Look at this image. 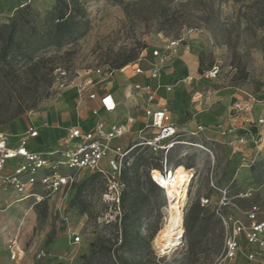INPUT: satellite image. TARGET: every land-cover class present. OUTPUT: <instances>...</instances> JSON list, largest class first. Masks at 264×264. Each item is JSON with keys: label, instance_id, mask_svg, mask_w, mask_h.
Instances as JSON below:
<instances>
[{"label": "rangeland", "instance_id": "374dc122", "mask_svg": "<svg viewBox=\"0 0 264 264\" xmlns=\"http://www.w3.org/2000/svg\"><path fill=\"white\" fill-rule=\"evenodd\" d=\"M58 1L70 3L79 15L78 37L60 50L45 48L39 39L29 41L35 25L37 33L46 31V14ZM29 6L24 14L26 27L18 31L23 55L11 49L9 65L0 63L6 82L0 85V116L10 117L40 100L50 80L46 74L54 65L52 96L14 121L26 124L42 116L45 124L57 128L60 121L49 120L46 113L66 91L74 90L61 88L66 81L62 73L66 72L67 80L97 68L117 74L128 67L125 71L132 73L139 61L148 69L156 60L154 51L160 50L165 57L163 73L179 58L197 67L192 79L158 83L157 91L172 112L177 102L170 95L177 83L187 80L191 106L198 107L204 100L208 109L202 107L197 115L183 107L173 117L183 130L194 131L198 125L206 130L187 138L194 146H180L169 157L172 165H183L191 175L184 196L185 237L180 246L163 252L157 245L169 218V205L167 195L152 183L149 172L160 167L161 156L137 149L122 177L118 206L106 180L87 171L62 169V175L73 181L50 194L40 186L20 190L12 183L13 172L1 173L0 264H254L247 260L251 248L244 234L231 261L225 259V239L236 221L250 225L248 213L254 206L260 210L259 219H264V146L255 164L243 168L239 156L225 145L231 139L224 135L212 138L224 130H216L219 125L205 120L210 110L225 116L226 104L231 117L237 102L245 107L244 123L264 114V0H33ZM16 15L17 10L3 16L0 25L11 26ZM171 42H177L176 50L168 53L166 46ZM37 46L42 48L29 57ZM1 48L0 44V52ZM129 60V65L116 69ZM214 69L218 72L215 77ZM132 80L139 82L141 76ZM168 86L172 91H165ZM146 103L142 97L135 102L134 110L141 112V117ZM73 114H77L76 107ZM73 118L68 111L63 112V127L70 128ZM147 123L142 119L135 130H142ZM10 124L0 126V134L7 138L13 135L9 134ZM16 125L18 130L19 122ZM54 128L40 129L41 136L30 140V146L38 150L56 146L62 130ZM245 154L256 155L250 148ZM8 166L15 169L17 164ZM223 192H227L228 205L220 207ZM207 198L211 203L204 206ZM222 216L230 219L227 224Z\"/></svg>", "mask_w": 264, "mask_h": 264}, {"label": "built area", "instance_id": "2783aa9c", "mask_svg": "<svg viewBox=\"0 0 264 264\" xmlns=\"http://www.w3.org/2000/svg\"><path fill=\"white\" fill-rule=\"evenodd\" d=\"M176 46L177 42H171L166 46V51L174 52ZM154 57L156 60L148 69L140 64L141 61L135 63L134 74L158 80L165 67V57L160 50L154 51ZM217 73V69H214L213 77ZM115 74V70L97 68L76 79L67 80V74L64 72L62 77L66 81L61 84V88H75L81 101L86 99L96 101L100 98L102 107L107 112L114 113L117 111L118 105L110 87ZM103 88L105 93L103 96H99V91ZM134 90L138 97L147 101L144 112L148 123L142 130L136 132L132 130V127L137 123L134 117H129L125 124L108 123L102 119L101 109H94L93 115L96 116L97 121L90 129L85 130L80 126L72 128L62 140L61 145L50 151H35L28 148L29 139L39 136L38 130L33 126H29L26 136L16 145L11 144L5 135L0 134V174L7 172L10 162L21 160L20 164L11 171L13 172L12 183H15L20 190L40 186L50 194L66 187L73 181L72 177L62 175V169L71 172L87 171L106 180L108 189L113 195L112 201L118 206L124 186L123 171L130 165V160L134 158L136 150L143 149L153 155L161 156L160 167L152 168L149 176L152 183L165 192V189L162 188L163 184L155 174L158 173L163 179L170 182L177 167L172 165L169 160L171 154L180 146H194V143L188 141L187 138L202 134L206 129L203 126L190 132L181 129L173 122L166 102L159 96L158 87L135 84ZM166 90L170 92L172 87L168 86ZM244 109L241 102L234 105L231 115L234 121L241 119ZM226 135L231 140L225 142V145L227 144L239 156L242 162L241 167L251 168L264 146V114L256 121L251 120L249 123L246 121L242 126L233 124L231 129L224 131V136ZM246 148L252 149L256 155L247 156ZM42 200L38 196V201ZM210 203V199H203L204 206L210 205ZM227 205V192H223L219 206ZM259 214V208L254 206L248 213L250 225L247 227L244 222L238 220L235 222L233 231L227 233L225 239L226 260L231 261L237 256L241 248V234H244L246 244L251 248L247 254V260L254 264H264V219L260 220ZM222 217L224 223L227 224L230 219ZM79 241L80 237L77 236L76 242Z\"/></svg>", "mask_w": 264, "mask_h": 264}, {"label": "crops", "instance_id": "0c3cea01", "mask_svg": "<svg viewBox=\"0 0 264 264\" xmlns=\"http://www.w3.org/2000/svg\"><path fill=\"white\" fill-rule=\"evenodd\" d=\"M31 1H33V0H0V18H2L3 16H7V15L12 14L16 10H18L19 8L29 4ZM125 69H128V67ZM125 69H123V70L119 71L117 74H115L114 81L110 87V91L113 95V98H114L116 104L118 105L116 112H114V113L107 112L102 107L100 98L96 101H90L88 99L81 101L79 99V95H78L77 90L75 88H73L74 89L73 91L72 90L66 91L63 94V96L61 97V99H59L57 105L55 107H53L52 109H49V111H47V113H46L47 116H45V117L48 118L49 120H56L57 119L60 121L61 125L59 127L54 128L53 126L45 124V119L42 116L38 117V119H36L35 122L29 121L26 124H22L20 122V120H16L9 125V129L11 130L9 134H13L11 136L8 135L9 141L13 145L18 144V142H20V140H22L26 136V132H27L29 126H33L38 130L39 136L37 138H39L41 136L40 129H42L44 131L45 128L50 127V128L62 130L61 140L56 146L51 147L50 149H47V150L46 149L45 150L35 149L34 147L30 146V140L37 139V138H34V139H29L28 148L30 150H35V151L53 150V149H55L61 145L62 140L67 136L68 132L72 128L80 126V127L84 128L85 130L90 129L95 124V122L97 121L96 116L93 115L94 109H101L100 115H101L102 119H104L108 123L125 124V123H127V120L129 117H134L137 120V123L132 127V130L134 132H136L138 130H135V128H137L139 126V123L142 122V119L146 120V118H145L146 116H145V112H143L144 115L141 117L142 113L140 112L138 114V112H136L134 110L135 102L136 103L139 102V97L136 95V92L134 90V85L135 84H141V85H145V86L146 85H152L154 87H158V83L166 84L170 81H177V80H179L181 78H185V77H187L188 79H192L195 76V72H196L197 67L194 64L189 66L188 64L185 63V61L182 58H179L174 63L173 67L170 70L168 69L165 73H163V70H162L163 74L161 73L160 79H158L156 83L153 82L154 79H150L147 76L136 75V74H134V72H132V73L126 72ZM124 71L126 72V76L122 75V73ZM137 76H141V80L139 82L133 83L132 79L136 78ZM181 82L176 84V88H175L174 92L170 95V99L172 101L177 102V104L172 108V112L174 113V115L170 111L172 118H173V122H175L177 125H178V122H177V120L174 119L173 116L177 117V114L180 112L181 108L189 107L197 115L201 114L202 107H203V109H208V108H206L207 106L205 107L203 105L204 100L202 102L199 101L200 105H198V107L197 106L192 107L191 106V97H189L188 90L186 89L188 87L187 80L184 81L183 83H181ZM165 91H167V90L165 89ZM104 93H105V90L103 88L99 91V96H103ZM208 95L211 96L212 93L210 92V93H208ZM159 96L162 97L160 93H159ZM210 100L211 99L208 98L207 103H210ZM75 107L77 109V114H73ZM227 108H228V104H226L224 106L223 112H225V116H222V115L220 116V115H218L217 111L210 110L209 118L206 119L205 122L209 123V124L214 123L216 125H219L220 127L216 128V130H218V131H221V130L225 131V130L231 129L233 124H235L236 126H242L244 123V120L238 119V120L234 121L232 119V116L230 117V115L227 114V112H228ZM168 109H169V107H168ZM65 111H68L69 113H71L74 116V118H73L74 122L71 123L72 125L70 128L63 127V125L61 123V114ZM118 112H120L123 115L125 120H123L121 118V116L118 114ZM17 122H19V129L18 130H17V125H16ZM41 122H43L45 125H47V127L42 125ZM68 123H70V122H68ZM14 124H15V126H13ZM199 126H203V125H198L195 128V130H197V128ZM14 130H16L15 134H14ZM224 131L218 132L219 135L215 134L212 138L215 140L218 139L219 136L224 135ZM226 138H228V136ZM208 139H209V137H208ZM224 141H226V139ZM20 161L21 160L12 161V162H16V164L18 166L20 164ZM12 170L13 169H10L8 166L7 172L12 171Z\"/></svg>", "mask_w": 264, "mask_h": 264}, {"label": "trees", "instance_id": "16d2710c", "mask_svg": "<svg viewBox=\"0 0 264 264\" xmlns=\"http://www.w3.org/2000/svg\"><path fill=\"white\" fill-rule=\"evenodd\" d=\"M29 4H27L24 9H18L17 10V17L13 21L11 26H2L0 25V44H1V52H0V63L3 64V66L9 65L10 62L7 61L9 52L11 49H14L15 51H18L20 55H23L22 49H20L19 45V37H18V31L23 30L24 27H26V18L24 16L25 11L29 9ZM79 15L76 13L75 10L72 9L71 4L64 2V1H58L57 5L46 14L45 17V24H46V31L42 33H37L35 29L38 27L35 25L34 27V35L32 34L29 37V41H36L39 39V41L44 42L45 48H57L58 50L62 49L65 45L71 43L78 35L80 34V25L81 22L78 20ZM19 28V30H18ZM36 34V35H35ZM39 34V35H38ZM36 38V39H34ZM42 47L37 46L34 48L33 52L29 54V57H33V55L40 50ZM52 64L54 63V59H49ZM132 62V60L126 61L122 64H120L116 69L121 70L127 65H129ZM39 64V63H37ZM0 67V85L5 84L4 77L2 76V72L4 71V67ZM56 68H54V65L48 70V73L46 76H50L49 84L47 86L46 93L43 94V96L40 97V100H36L32 103V105L25 109V110H19L15 112L10 117L0 116V126L10 124L12 121L17 119L18 117L23 116L28 110H36L39 108V106L46 100L49 99L52 94L54 81H53V73ZM135 156V154H134ZM142 158H138V161ZM156 167H158L156 165ZM127 167L123 171V175L126 172ZM97 175V174H94ZM99 176V175H97ZM123 177V176H122ZM124 244H126V241H124Z\"/></svg>", "mask_w": 264, "mask_h": 264}, {"label": "bare ground", "instance_id": "6f19581e", "mask_svg": "<svg viewBox=\"0 0 264 264\" xmlns=\"http://www.w3.org/2000/svg\"><path fill=\"white\" fill-rule=\"evenodd\" d=\"M165 101V100H164ZM156 177L161 181L168 198L169 218L165 229L157 238V245L163 252L173 250L182 244L185 237L184 214L183 209L186 205L185 191L190 182V170L183 165L176 167L175 174L168 182L158 173Z\"/></svg>", "mask_w": 264, "mask_h": 264}]
</instances>
